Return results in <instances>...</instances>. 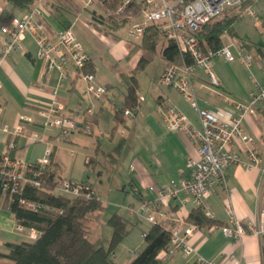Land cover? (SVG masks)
I'll list each match as a JSON object with an SVG mask.
<instances>
[{"label":"crops","instance_id":"crops-1","mask_svg":"<svg viewBox=\"0 0 264 264\" xmlns=\"http://www.w3.org/2000/svg\"><path fill=\"white\" fill-rule=\"evenodd\" d=\"M104 1L94 0L88 7L82 0H48L40 7V20L51 39H55L57 33L66 27L70 28L72 32L75 30L73 34L82 45L92 65L95 82L109 87V95L94 105L92 115H84L77 119L78 130L66 141L58 138L55 129L42 130L37 124L36 110L47 107L52 101L60 104L62 113L66 115L87 107L83 98L85 82L79 73L70 66L66 69L68 78L65 80L59 79L57 71L45 72L44 62L37 58L35 43L30 37H26L23 41V52L10 55L0 66V102L3 107V124L14 127L20 115H26L34 122L25 125L23 133L16 137L6 138L0 133V154L6 151L4 140H13L16 149L12 155L24 161L34 162L38 160L39 156L42 157L46 145H49L52 150L51 166L56 174L65 178L87 181L101 200L102 192L98 186L87 179L74 177L72 174L64 175L62 157L58 156L56 150H61L66 145L70 147L69 155L72 156L74 152L72 149L75 148L79 154V160L92 172L95 165L106 157L107 150L118 149L119 155L116 163L117 161L119 163L125 154L123 162L127 164L128 170L119 173L118 182L120 181L121 190L130 191L132 199L126 206H119L127 211V216L122 215V212L115 213L134 224L138 218L130 217L128 208L136 207L139 199H152L151 187L158 188L170 180L184 176L187 159L195 155V148L185 135L167 130L159 113L160 103L175 105L197 129H200V121L188 101L176 90L158 83L161 73L167 66L185 64L184 60L180 58L177 62L168 64L162 56L161 45H158L154 50H149L141 44V38L131 37L129 35L131 24L140 19L135 22L127 21L125 25H111L108 18L117 19L109 17L111 5L106 7V1ZM4 4L0 0V14L5 8ZM258 11V17L262 18L259 8ZM20 13L16 12L15 14L19 15ZM233 32L234 36L224 35L223 47L229 46V49L234 47L237 56L240 52L243 56L248 54L252 58L256 55H264L262 40L255 43L246 37L239 38L237 44L234 45L233 38L239 36L234 28ZM228 41L229 43H227ZM144 52L151 53L152 57L143 70L135 72L136 96L141 97V93H144L138 89L137 73L147 70L155 59V55L160 57L155 76L158 77L156 86L161 89V92L155 94L148 90L147 94H149L150 100L143 98L140 101L133 118L117 116L116 110L122 107L128 77L136 69ZM238 58L242 65L246 68L250 67L252 60L246 65L239 56ZM224 65L225 70H221ZM263 71L264 67L262 74L259 73L258 77L252 78L250 86L241 87L238 84L233 87L232 79L235 71L227 63L220 62L217 74L213 70L220 83V91H212L206 87L204 71L196 70L192 77V86L198 97L199 107L218 114V111L226 110L228 106L226 98L246 101L248 94L254 90L255 86L263 84ZM234 80L238 83L237 79ZM118 84L122 85V89H119ZM125 126L128 127L125 129ZM243 128L254 140L252 147L259 148L264 143V110L259 106L255 107L243 121ZM35 135L42 141L33 142L31 138ZM89 137L92 140H88ZM119 138L124 140L120 146H118ZM35 144H40L43 148L36 151ZM235 149L241 152L240 157L244 159L243 148L236 145ZM20 152H28V154L20 156ZM86 159H89V165L85 163ZM225 179V187L217 188L216 192L207 200L211 218L219 226L227 224V207H230L241 223L253 222L257 225L261 205L259 195L262 193V188L259 190L257 170L239 164H231L225 170ZM126 184L127 188L124 187ZM133 189L138 191L139 197L133 194ZM184 200H186L185 203H183ZM101 202L103 205L104 202ZM167 208L169 214H178L185 221L194 206L191 199H186L185 195L180 194L177 198L167 202ZM16 224L14 216L0 208V252L7 251L6 243L29 241L25 232L15 231ZM167 227H171L170 221H168ZM190 243L200 256L215 264H262L261 235L251 232L247 233L238 245H234L219 229L210 233L204 231L197 233L190 239ZM142 245L143 242L138 247H142ZM138 250L131 252L130 257L132 258L131 255ZM192 262L193 258H185L181 253H176L164 264H192Z\"/></svg>","mask_w":264,"mask_h":264},{"label":"built area","instance_id":"built-area-1","mask_svg":"<svg viewBox=\"0 0 264 264\" xmlns=\"http://www.w3.org/2000/svg\"><path fill=\"white\" fill-rule=\"evenodd\" d=\"M48 0H37L30 10L13 17L6 24L0 26V66L10 55L22 53L23 41L30 37L36 45L37 58L44 62V71H57L59 79L68 78L67 67H71L85 82L83 98L87 103L85 109H78L69 115L62 113V106L52 101L47 107L36 110L38 126L42 130L55 129L60 140L66 141L78 130L77 119L84 115H92L94 105L100 103L109 91L104 84L96 83L93 73L84 72L89 58L82 45L76 39L70 28L59 31L55 39H51L40 20V7ZM85 6H89L94 0H82ZM252 3L242 11L248 17H258L256 0H191L183 4V0H141L142 8L140 20L132 24L129 35L134 39H140L147 25L160 24L162 31H166L168 39H171L178 51L190 59L189 64H171L161 73L159 83L176 90L190 107L197 113L200 121V129L194 127L183 113L173 104L160 103L159 113L168 131L183 134L195 148V155L190 156L186 162V173L175 180H170L161 187H151L152 199H139L136 207H129L130 217H138L150 225H158L169 229L170 242L159 253V260L167 261L176 253H181L185 258H193L192 264H215L200 256L192 247L190 239L197 233H210L219 229L222 234L230 239L234 245H238L241 239L249 232L262 235L264 232V143L259 148L252 147L253 138L245 132L243 121L255 107L264 110V82L256 85L248 94L246 101L226 98L228 106L225 111L211 112L201 109L198 105V97L192 86V77L196 70L205 72L208 84L219 90L220 83L212 70V59L222 58L232 61L234 56L229 46H224L217 51L204 52L197 35L203 27L211 21L232 11H239L249 2ZM131 0H123L118 11L121 12L129 5ZM242 62L246 65L252 60L251 55L238 53ZM264 77V71H263ZM1 87V85H0ZM54 93V92H53ZM143 98L139 97V101ZM138 106L127 109L124 116L133 118ZM3 107L0 102V133L6 138L16 137L23 133L24 126L34 122L26 115H20L14 127L2 123ZM33 142H41L38 136L31 138ZM6 141L4 140V143ZM13 141L9 144L14 148ZM243 148L244 159L240 157V151L235 146ZM52 150L49 145L41 158L35 161L39 170H34L31 162L20 158H11L8 154L0 156V184L4 192L9 194L19 193L23 185L38 186L41 170L50 163ZM90 164L89 159L85 160ZM231 164H239L246 168L256 169L259 174V195L261 205L259 208L258 224L253 222L241 223L234 215L230 207H227L228 223L222 226L212 225L205 229H199L195 225L186 223L180 215L169 214L167 202L183 194L186 199L192 200L194 208L211 218L208 211L207 200L216 192L217 188L225 187V170ZM53 192L68 198L90 199L94 196V190L85 181L53 177ZM136 194V189L133 190ZM186 200L183 201L185 203ZM29 210L36 208L35 204L21 201ZM168 221L171 227H167ZM15 231L25 232L29 240L38 236L35 229H26L16 224ZM233 258V256H230Z\"/></svg>","mask_w":264,"mask_h":264},{"label":"trees","instance_id":"trees-1","mask_svg":"<svg viewBox=\"0 0 264 264\" xmlns=\"http://www.w3.org/2000/svg\"><path fill=\"white\" fill-rule=\"evenodd\" d=\"M2 1L5 3V8L0 14V26L18 16L15 14L16 12L22 14L30 10L37 0ZM189 1L191 0H183V4ZM132 3L134 2L131 0L129 5L120 12L122 16L129 12L132 14L138 13L141 5L137 7ZM251 3L252 1L245 3L235 14H224L207 23L197 35L202 50L206 52L221 49L224 45V35L234 36L233 23L241 16L245 6ZM108 22L111 25L118 24L120 26L125 25L127 20L108 18ZM166 34V31H162L160 24L147 25L140 39L141 44L149 50H154L158 45H161L162 56L168 64L175 63L180 58L184 60L185 64H189L191 62L189 57L180 53L175 43L168 39ZM151 57V53L144 52L137 63L136 69L128 77L122 107L116 110L117 116H124L125 110L139 105V97L136 96L137 81L135 72L143 70ZM84 72L93 73L90 62L86 64ZM11 141L13 140H6V151L0 156L6 153L9 157L15 158L12 152L16 149V145L13 142L14 148H10ZM31 163L34 170H39L35 161ZM51 164L52 153L49 165L41 170L38 186L25 184L19 193L9 194L2 190L0 184V208L10 212L18 225L26 229H35L39 233L34 240L6 243L7 251L0 252V264H118L114 261L112 255L114 249L129 233L128 221L116 213L112 214L107 219V225L111 228L108 246L104 248L102 245H95L89 239V230L84 224V219L103 208L98 193L89 183L94 190V196L90 199L68 198L55 194L52 180L57 174ZM133 194L139 197L138 191L136 194L133 191ZM23 200L35 204L36 208L34 210L27 209L26 206L20 203ZM142 221L144 220L138 218L134 225L136 226ZM185 222L195 225L199 229H205L212 225L219 226L198 208H192L189 211ZM141 233L143 245L136 253L131 255L132 258L127 264H164L165 261L159 260V253L170 242L169 229L161 228L158 225H148L141 230ZM261 241L262 264H264V232L261 235Z\"/></svg>","mask_w":264,"mask_h":264},{"label":"rangeland","instance_id":"rangeland-1","mask_svg":"<svg viewBox=\"0 0 264 264\" xmlns=\"http://www.w3.org/2000/svg\"><path fill=\"white\" fill-rule=\"evenodd\" d=\"M106 1V2H105ZM105 5H111L108 6L111 8L110 10V16L115 19H126L127 21L135 22L140 19L141 15V8H142V2L141 0H132V5L139 7V11L137 14H132L131 12L127 14H122L118 11L119 7H121V4L123 0H105ZM5 5V4H4ZM91 6V5H89ZM88 6V7H89ZM256 6L259 8V10L262 13V18L256 17H248L246 14H242L234 23L233 28L235 32L238 34L239 37L233 38L234 45L237 44L239 38H249V41L258 43L260 40L264 42V0H256ZM238 11H232L227 14H235ZM129 24V23H128ZM132 25V24H131ZM75 32V30H74ZM73 32V33H74ZM225 40V38H224ZM229 43V41L227 42ZM231 52L234 55L233 61H226L222 58H213L211 65L214 72L217 74L218 70V63H227L230 65L233 70L235 71L234 78L232 79V85L233 87L238 86V84L241 87H246L247 85H251L252 78L258 77L259 73L262 74V68L264 67V55L263 56H253L251 65L249 68H246L244 65H242L239 62V58L237 54L235 53L234 47H230ZM240 57V56H239ZM159 55H155V59L153 60L152 64L149 66V68L145 71L137 73V79H138V89L141 92L142 98H147V100H150L149 94H147V91L151 90L155 92V94L160 93L161 89L156 86V82L158 81V77H156V73L158 70L159 65ZM221 70H225V65L222 67ZM204 79L206 80V87L211 89L212 91L217 90L216 88L212 87L208 84V79L206 77L205 72H203ZM237 79L238 83L234 80ZM159 83V82H158ZM119 89H122V85H117ZM124 87V85H123ZM117 93V91H116ZM147 97H146V94ZM118 94V93H117ZM128 126H125V129ZM88 137V136H86ZM131 141V134L129 137ZM127 139V140H129ZM90 139V137L88 138ZM124 140L122 138H119V145ZM137 141V140H136ZM130 144H133L130 142ZM34 146L36 148V151L43 148L40 144H35ZM74 152L72 156L69 155L70 147L64 145L63 149L56 150L58 156L62 157V164H63V170L64 175L67 176L68 174H72L74 177H77L79 179H87L96 186H98L99 190L102 192L101 201L104 202L103 208L97 210L93 214L88 215L84 219V224L89 230V239L95 244V245H102L104 248L108 246V240L111 234V228L107 225V219L115 212H122L125 216H127V211L124 210L123 207L119 206H126L129 201L132 199L130 191L126 189L124 192L121 190L120 181L118 182V178H120L119 173L126 172L127 170V164L124 163V155L122 160L117 161L118 158V149L116 148L111 149V151L107 150L106 157L102 158L100 160V163H97L94 167V171L90 172L86 165L83 164L79 160V154L75 148L72 149ZM28 152H20V156L27 155ZM40 158V156H39ZM38 158V159H39ZM21 159V158H20ZM116 164V165H115ZM69 176V175H68ZM125 188L128 187V185H124ZM135 223V222H134ZM148 226V223L145 221L140 222L136 226L132 223L128 222V228L129 233L126 235V237L121 241V243L114 249V261L118 262L119 264H126L128 260H130V253L134 250H138L141 247H138L142 244V235L141 230L145 229ZM14 238V237H13ZM18 241V239H17ZM113 256V255H112Z\"/></svg>","mask_w":264,"mask_h":264}]
</instances>
